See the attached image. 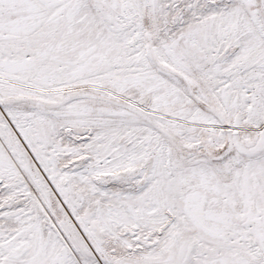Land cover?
<instances>
[{
	"label": "snow or ice",
	"instance_id": "1",
	"mask_svg": "<svg viewBox=\"0 0 264 264\" xmlns=\"http://www.w3.org/2000/svg\"><path fill=\"white\" fill-rule=\"evenodd\" d=\"M0 264H264V0H0Z\"/></svg>",
	"mask_w": 264,
	"mask_h": 264
}]
</instances>
